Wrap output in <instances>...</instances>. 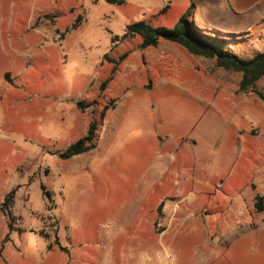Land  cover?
Here are the masks:
<instances>
[{"label":"rangeland","instance_id":"1","mask_svg":"<svg viewBox=\"0 0 264 264\" xmlns=\"http://www.w3.org/2000/svg\"><path fill=\"white\" fill-rule=\"evenodd\" d=\"M186 13L240 56L264 52V0H0V264H264L256 196L250 221L226 212L264 182V102L210 91L239 94L240 75L213 59L123 36ZM93 119L97 147L61 158ZM13 189L11 230L1 204ZM167 191L180 196L170 222Z\"/></svg>","mask_w":264,"mask_h":264},{"label":"trees","instance_id":"2","mask_svg":"<svg viewBox=\"0 0 264 264\" xmlns=\"http://www.w3.org/2000/svg\"><path fill=\"white\" fill-rule=\"evenodd\" d=\"M110 2L122 3V0H110ZM167 7L168 5L162 11L166 10ZM189 16V13L184 14L173 27L155 26L146 20L132 22L126 26L123 36L140 35L142 39L140 46L144 49L157 46L160 41L165 40L184 46L194 55L213 59L215 60L216 67L240 75V78L237 80L239 92L254 93L264 102V85L261 84V81L264 79V52H258L253 57H242L228 48L229 39L227 37L219 33L206 32L194 20H191ZM119 38L120 36L116 35L112 40L116 41ZM126 56L127 54H124L122 59ZM92 104L79 102L78 105L80 108H85ZM108 108L109 105L104 107L101 113L102 119H104ZM98 130L99 122L93 119L86 134L76 142L70 144L59 156L63 159H69L75 155L95 149L98 144ZM41 186L44 193L49 197L50 193L46 190L45 184L42 183ZM15 192V189L10 191L1 204L2 210L8 217L11 230L14 228L12 206L15 200ZM255 208L258 212L264 211V195H256ZM56 242L59 244L58 241ZM60 247L65 249L63 246Z\"/></svg>","mask_w":264,"mask_h":264},{"label":"crops","instance_id":"3","mask_svg":"<svg viewBox=\"0 0 264 264\" xmlns=\"http://www.w3.org/2000/svg\"><path fill=\"white\" fill-rule=\"evenodd\" d=\"M216 85L217 86L210 87L209 88L210 91H214V92L218 93L219 95H221L227 101L233 100L235 102L238 99L243 101V97H247V96L249 97V95H250V94L248 95L247 93H243V92H239V94H238L237 91H236L237 89H235V88L226 87V86L221 85V84H216ZM156 87H158V84H156L154 86V88H156ZM202 92H204V91H202ZM250 96H252V95H250ZM253 98H256V97H253ZM118 110H119V107H117L116 109H112V110L110 109L107 112L106 119L104 121V124H105L106 128H108V129L110 128V126L112 125L113 119H115V117L117 115ZM113 129H114V126H113ZM250 129L251 130L249 132H251L252 134L255 133L254 132V130H256L255 128L252 127ZM112 133H114V131ZM156 137L164 145V147L169 149V147L166 146L168 138L166 139V137L160 135L159 133L156 134ZM171 140L173 142V139H171ZM169 150H171V149H169ZM157 170H158L156 172L157 179L162 178V177L164 178L166 173H167V172L166 173L164 172L166 169L163 166H160V167L157 168ZM254 186H255V188H254ZM252 189L253 190H252V194L251 195L244 196L242 198L243 200H239L238 201V205H237L238 210H236V206H235V210H232L230 207H227L226 212H228V214L232 213V211H234V214L238 215L237 217L239 219L237 221H235V222H240V223L244 222V223H246L247 221L251 220V218H252L251 208H252V205L254 203V197L258 193L261 194V195H264V194L261 193V191H264V182L262 181L261 184L260 183L259 184H254L253 183L252 184ZM166 195H167L166 198H161L160 202L163 201L162 205H163L164 211H165L164 219L166 221L170 222L171 220H174V216L177 215V213H178V211L180 209L179 208L180 207L179 206V202H178V199L180 198V196H179L178 192H176V191H173V192H170V191L168 192L167 191ZM173 198H175L176 200H173ZM241 215H243V216L241 217ZM185 217H186V223H188L189 221L194 223V226H193L192 230H194L195 228L199 229V225H200V223H202V219H201V217H200L198 212L193 213V212H189V211L186 210ZM242 227L243 226H241V230H238V231L243 232ZM245 227L246 226H244V228ZM202 228H203V226H202ZM167 229H166L164 235L166 234ZM245 229L249 230L250 232H253L251 229H247V228H245Z\"/></svg>","mask_w":264,"mask_h":264}]
</instances>
